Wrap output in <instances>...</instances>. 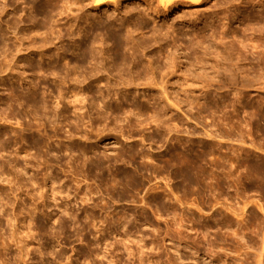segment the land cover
I'll return each instance as SVG.
<instances>
[{"label": "rangeland", "instance_id": "obj_1", "mask_svg": "<svg viewBox=\"0 0 264 264\" xmlns=\"http://www.w3.org/2000/svg\"><path fill=\"white\" fill-rule=\"evenodd\" d=\"M262 50L264 0H0V264H264Z\"/></svg>", "mask_w": 264, "mask_h": 264}, {"label": "bare ground", "instance_id": "obj_2", "mask_svg": "<svg viewBox=\"0 0 264 264\" xmlns=\"http://www.w3.org/2000/svg\"><path fill=\"white\" fill-rule=\"evenodd\" d=\"M106 0H96V2H100V3H104ZM110 1V0H109ZM117 1H119V0H111V3H113V4H115L116 5V3H117ZM159 1V3H160V5L162 6V8L164 9V10H167V8L168 7H173V6H176V5H190V6H198L200 3H202L204 0H158ZM254 47H255V45H254ZM257 48V47H256ZM264 50H262V52L260 51V52H257V56H258V59L259 60H261L262 58H263V55H264ZM262 53H263V55H262ZM243 56H245V55H243ZM241 58H242V56H241ZM246 58V56L244 57V59ZM243 59V60H244ZM247 59V58H246ZM261 62V61H260ZM231 71V70H230ZM229 71V72H230ZM248 86V85H247ZM169 99V98H168ZM170 100V99H169ZM260 105V104H259ZM174 107H176L175 105H174ZM173 108V107H172ZM252 109V108H251ZM253 110V109H252ZM253 112V111H252ZM251 113V112H250ZM255 112H253V114H254ZM257 113V112H256ZM262 113V112H261ZM261 113H258V114H260L261 115ZM263 114V113H262ZM254 116V118L256 117V114H254L253 115ZM258 116V115H257ZM260 118H262V116H259ZM259 117H258V120H260L259 119ZM263 119V118H262ZM256 120V119H255ZM257 122V121H256ZM263 123V122H262ZM256 125H257V123H256ZM256 128V127H255ZM259 129V128H258ZM259 131V130H258ZM239 134V133H238ZM207 136V135H206ZM179 155V156H178ZM176 157H178L177 159H183V158H185L184 160H186V155H185V157L183 156V157H180V155L181 154H178ZM199 156H200V154H199ZM174 157H175V155H174ZM173 158V157H172ZM188 158V157H187ZM192 158V157H191ZM201 158V157H200ZM174 159V158H173ZM184 160H181L180 162H181V164H182V162L184 161ZM188 160V159H187ZM193 161L195 160V158H193L192 159ZM188 161H191V160H188ZM188 161H186V163L188 162ZM192 161V162H193ZM192 162H188L189 164H191ZM198 162V160L196 161V162H194L193 164H191L190 166H187L188 167V170H183L184 172H196V173H198V167L196 166V163ZM185 163V164H186ZM180 164V165H181ZM184 164V163H183ZM182 164V165H183ZM199 163H197V165H198ZM181 165V166H182ZM200 166V165H199ZM186 167V166H185ZM184 166H183V168H185ZM200 171V170H199ZM203 172V171H202ZM201 173V172H200ZM181 174H182V172H181ZM187 174V173H186ZM186 174H184L183 173V175H184V177L186 178H188V176L189 175H187L186 176ZM203 174V173H202ZM193 175V174H192ZM191 176V175H190ZM198 175H195V177H196V179L199 177H197ZM203 176V175H202ZM189 180L190 179H188V182H189ZM199 180H200V178H199ZM202 180V179H201ZM185 182H187V179H185L184 180ZM191 183V182H190ZM198 184H200V182L198 183ZM196 185H197V182H196ZM20 242V241H19ZM23 250V249H22ZM26 255H27V253H26ZM22 258V257H21ZM261 260V259H260ZM21 261V260H20ZM257 261V260H256ZM258 262V261H257ZM260 262V261H259ZM258 264V263H257Z\"/></svg>", "mask_w": 264, "mask_h": 264}]
</instances>
